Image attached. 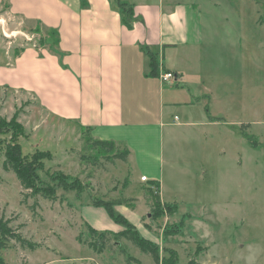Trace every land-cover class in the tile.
<instances>
[{"label":"rangeland","instance_id":"1","mask_svg":"<svg viewBox=\"0 0 264 264\" xmlns=\"http://www.w3.org/2000/svg\"><path fill=\"white\" fill-rule=\"evenodd\" d=\"M179 1L195 3L206 34L195 61L211 76L205 81L211 94L197 110L252 125L166 126L163 161L156 153L150 158L155 133L142 135L148 145L136 146L130 175L113 156L123 147L108 152L86 128L45 114L32 95L0 87V215L22 236L0 249L4 264H156L116 237L128 228L125 220L157 245L160 257L174 250L178 264H264V0ZM34 26L0 1V66L5 56L44 38L47 45L55 42L53 33H33ZM12 141L24 156L47 155L38 176L54 186L51 196L31 195L4 168L5 145ZM57 173L77 188L60 185Z\"/></svg>","mask_w":264,"mask_h":264},{"label":"crops","instance_id":"2","mask_svg":"<svg viewBox=\"0 0 264 264\" xmlns=\"http://www.w3.org/2000/svg\"><path fill=\"white\" fill-rule=\"evenodd\" d=\"M5 1L13 15L35 25L33 33H53L56 40L47 45L43 37L44 44L5 56L0 87L28 93L45 114L126 149L122 162L130 175H135L131 157L136 146L148 145L142 135L155 133L156 152L150 158L156 153L163 161L160 147L166 126L252 125L196 108L210 97L205 81L211 76L198 70L195 61L206 34L193 1L121 0L132 6L131 26L113 0ZM150 56L156 61L154 73ZM187 66L193 71L187 72ZM162 71L173 72L177 80L161 82ZM180 115L183 122L178 121ZM150 181L159 187L158 181Z\"/></svg>","mask_w":264,"mask_h":264},{"label":"trees","instance_id":"3","mask_svg":"<svg viewBox=\"0 0 264 264\" xmlns=\"http://www.w3.org/2000/svg\"><path fill=\"white\" fill-rule=\"evenodd\" d=\"M113 2L116 3L118 6L120 13L122 14L124 23L127 26L132 25V6L131 4H128L126 2H123L121 0H113ZM150 62H151V72L154 73L155 70V58L153 56H150ZM11 122L16 124L15 122V117L11 119ZM5 123L3 120H0V124ZM15 130V129H14ZM16 133H20L21 129L20 126H18L17 130H15ZM95 145H100L103 148H105L108 152L112 151L114 147H116V144L113 141H107V140H95L94 141ZM114 158L116 157L117 159L121 161H125L127 157V150L124 149L122 151H118L113 153ZM47 157L46 154L43 152H35L34 154L31 155V157H27L22 155L21 149L18 143H8L5 145V160H4V168L5 169H10L11 171L14 172V174L17 176V178L20 180L21 185L25 189L30 190L31 195L35 194H41L44 197H49L51 194L54 192V186H49V185H42V181L40 180L39 171H42L43 163L42 159ZM55 179L60 182V185L63 187L67 188H77V186L71 182H65L66 178H64L63 175L60 173L56 174ZM60 180V181H59ZM158 187V186H156ZM154 200L156 202H159L157 199L158 192L157 191H151ZM120 204V201L117 202ZM122 203V202H121ZM159 204L157 203L156 206ZM170 206V205H166ZM109 216L112 218L113 213L108 210ZM121 216V215H119ZM114 220V218H112ZM124 219V218H123ZM115 221V220H114ZM117 222V221H116ZM126 226L128 225V228L126 227L122 231H120L116 237L122 236L125 237L127 240L131 241L132 244H134L136 247H138L141 251L148 253L152 260L156 264H178L177 260V254L175 253L174 250L170 249L168 252L170 253L168 256L160 257L159 255V249L155 243L150 241L149 239L140 236L136 229L134 228L130 223H128L125 220ZM132 226V227H131ZM131 227V228H130ZM90 232L95 235L97 234V231L91 227H88ZM9 239H15L17 241L22 240V236L15 232L13 228L9 225V220L5 219L2 215H0V249H3L6 247V242ZM0 264H4V261L2 257L0 256ZM184 264H197L194 261H188Z\"/></svg>","mask_w":264,"mask_h":264},{"label":"built area","instance_id":"4","mask_svg":"<svg viewBox=\"0 0 264 264\" xmlns=\"http://www.w3.org/2000/svg\"><path fill=\"white\" fill-rule=\"evenodd\" d=\"M159 79H160L161 82H164V83H166V82H174V81L177 80V76L171 71H162L159 74ZM175 118H177V117H175ZM141 180L145 181V180H147V177L145 175H143L141 177Z\"/></svg>","mask_w":264,"mask_h":264}]
</instances>
